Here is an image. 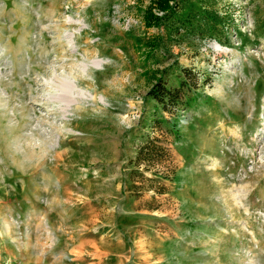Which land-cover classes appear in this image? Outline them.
Instances as JSON below:
<instances>
[{
  "label": "rangeland",
  "instance_id": "rangeland-1",
  "mask_svg": "<svg viewBox=\"0 0 264 264\" xmlns=\"http://www.w3.org/2000/svg\"><path fill=\"white\" fill-rule=\"evenodd\" d=\"M155 1L0 0V264H264V0Z\"/></svg>",
  "mask_w": 264,
  "mask_h": 264
},
{
  "label": "trees",
  "instance_id": "trees-1",
  "mask_svg": "<svg viewBox=\"0 0 264 264\" xmlns=\"http://www.w3.org/2000/svg\"><path fill=\"white\" fill-rule=\"evenodd\" d=\"M180 0H173L172 3H169V0H156L155 3L159 9L163 11L162 14L156 15L154 14V18L158 23H161L163 17H167L168 19H175L176 22L179 23V26L182 28H194V24L196 26H205L215 28L219 19L217 15L209 16L208 11H203L202 13H187L181 14L177 10L179 6L178 3ZM182 4H180L181 7ZM200 28V27H198ZM205 31V29H202ZM203 33V32H202ZM182 70L185 74V82L181 81L182 84H186V80L192 79L193 75H195L190 69L187 67H182ZM182 87V86H180ZM180 87H170L163 81L161 78L155 80L152 87L149 89L148 94L157 102V104L163 109L169 111L172 107L182 106L184 107L185 103L182 101L181 97V89Z\"/></svg>",
  "mask_w": 264,
  "mask_h": 264
}]
</instances>
